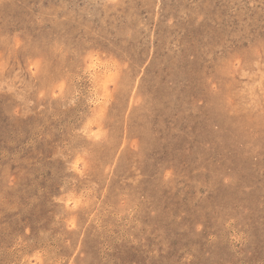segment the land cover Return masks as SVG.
<instances>
[{"label": "rangeland", "instance_id": "obj_1", "mask_svg": "<svg viewBox=\"0 0 264 264\" xmlns=\"http://www.w3.org/2000/svg\"><path fill=\"white\" fill-rule=\"evenodd\" d=\"M0 264H264V0H0Z\"/></svg>", "mask_w": 264, "mask_h": 264}]
</instances>
